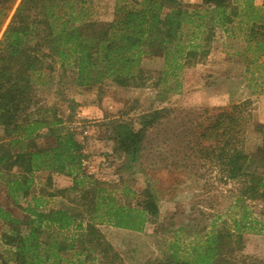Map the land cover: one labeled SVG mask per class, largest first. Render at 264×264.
<instances>
[{
    "label": "trees",
    "instance_id": "obj_1",
    "mask_svg": "<svg viewBox=\"0 0 264 264\" xmlns=\"http://www.w3.org/2000/svg\"><path fill=\"white\" fill-rule=\"evenodd\" d=\"M71 1L22 0L0 42V127L6 139L0 144V173L11 175L7 195L23 213L20 219L0 209V242L13 264H83L81 258L92 254L103 261L112 247L98 226L140 233L159 214L157 199L148 188L138 198L130 192L136 198L134 205L122 204L109 183L84 171L85 146L74 133L62 131L63 121L40 115L49 110L32 111L37 90L47 85L57 68L73 70L79 89L98 87L99 99L117 88L143 89L152 84L158 89L167 78L202 64L220 30L242 38L247 74L254 73L251 68L264 73V0L261 7L253 0H115L111 22L79 18L87 15L82 8L85 2L76 0L80 6L76 11ZM15 2L0 0V30ZM145 59L162 60V69H145ZM260 79L262 88L264 76ZM250 106L244 101L204 109L184 129L183 156L211 166L220 180L241 182L239 199L264 203V125L254 127L261 145L255 152L245 151ZM172 112L156 109L134 119L124 113L108 124L114 152L125 165L139 162L149 134L163 126ZM47 137H52L51 145L36 144L37 138ZM41 172L48 174L45 187L32 193L34 175ZM52 174L71 178V186L53 189ZM56 197L64 205L49 208L47 200ZM231 238L212 234L201 247L191 248L189 258L179 260L174 252L158 264H229L225 256L232 251ZM239 243L237 238L235 246Z\"/></svg>",
    "mask_w": 264,
    "mask_h": 264
},
{
    "label": "rangeland",
    "instance_id": "obj_2",
    "mask_svg": "<svg viewBox=\"0 0 264 264\" xmlns=\"http://www.w3.org/2000/svg\"><path fill=\"white\" fill-rule=\"evenodd\" d=\"M22 0H16L8 19L0 30L2 33L14 9ZM190 3L196 0H183ZM82 8L91 21L111 22L115 0H84ZM261 7L263 0H253ZM70 4L79 11L76 0ZM39 6L32 11L34 15ZM78 15V13H77ZM36 41L31 40L28 45ZM242 38L226 36L220 30L211 43L210 54L202 64L184 69L177 78H167L158 89L148 84L143 89L111 90L98 98V87L79 89L74 84V71L57 68L47 85L36 93V104L41 116L48 119L54 115L63 121V132L74 133L85 146L87 159L84 171L96 179L109 183L122 204L134 205L140 191L148 188L157 199L159 214L146 223L140 233L115 229L109 225L98 226L105 240L112 247L108 258L96 255L83 264H158L176 252V258H189L191 248L201 247L215 233L232 235L229 246L233 247L229 264H264V203L239 199L242 183L220 180L218 172L202 163L194 164L184 152V129L187 123L198 120L204 109L229 107L250 101L252 121L245 134V151L255 152L261 138L254 132L256 125H264V92L259 83L264 73L247 74V57L242 56ZM142 66L147 70H161L162 60L145 59ZM150 83L155 81L153 78ZM38 107V108H37ZM168 108L173 112L169 119L149 134V141L138 163L125 165L124 158L114 152L110 140L109 123L119 120L124 113L129 118L148 111ZM36 110L35 112H37ZM34 112V113H35ZM0 127V144L4 143ZM52 137L37 138L38 146L46 147ZM15 147L14 151H17ZM175 165V166H174ZM47 173L34 175L32 193L45 187ZM11 175L0 173V209L22 219L23 213L7 195V183ZM53 189L71 186V178L52 174ZM128 194V197L123 195ZM124 196V197H123ZM49 208L64 205L61 198L48 199ZM2 224L0 222V234ZM71 232L66 235H70ZM239 239L240 246H235ZM223 251L228 248H222ZM115 254V258L111 255ZM70 259V255L64 256ZM71 261H74L71 259ZM0 264H13L11 256L0 242Z\"/></svg>",
    "mask_w": 264,
    "mask_h": 264
}]
</instances>
